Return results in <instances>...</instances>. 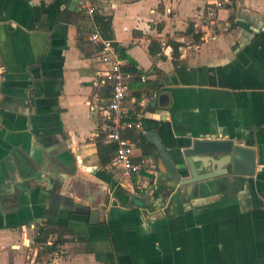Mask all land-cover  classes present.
<instances>
[{"label": "crops", "instance_id": "0c3cea01", "mask_svg": "<svg viewBox=\"0 0 264 264\" xmlns=\"http://www.w3.org/2000/svg\"><path fill=\"white\" fill-rule=\"evenodd\" d=\"M74 1L0 0V264H36L45 224L56 229L50 245L64 240L45 264H264V0H94L127 67L147 78L131 81L127 105L150 129L170 145L219 137L256 150L255 176L229 173L192 195L166 185L154 158L153 173L131 178L114 159L101 166L112 87L91 36L81 40ZM79 171L105 186L97 225L88 203L59 190Z\"/></svg>", "mask_w": 264, "mask_h": 264}, {"label": "water", "instance_id": "95a60500", "mask_svg": "<svg viewBox=\"0 0 264 264\" xmlns=\"http://www.w3.org/2000/svg\"><path fill=\"white\" fill-rule=\"evenodd\" d=\"M78 1L72 3V9ZM146 137L153 146V158L166 185L173 189L184 187L190 195L202 193L229 173L253 177L260 162L254 148L235 144L229 138L193 136L185 144L170 145L157 129L147 130ZM59 181L63 184L59 189L61 195L88 203L92 207L88 210L90 224H99V203L105 186L82 171L64 183Z\"/></svg>", "mask_w": 264, "mask_h": 264}, {"label": "built area", "instance_id": "2783aa9c", "mask_svg": "<svg viewBox=\"0 0 264 264\" xmlns=\"http://www.w3.org/2000/svg\"><path fill=\"white\" fill-rule=\"evenodd\" d=\"M79 3L81 10L85 11L89 17L98 13L94 0H79ZM224 6L225 3L219 1L207 9L201 25L205 34L218 26L217 13ZM90 40L100 48L99 61L106 68L103 76L112 87L111 99L104 111V117L108 122L106 140L108 143L117 145L113 163L126 178L151 174L155 165L153 157L143 156L140 160L135 161V154L139 149L137 144L122 136L123 130H144L143 120H147L149 116L142 111L133 115V109L128 107L127 102L131 93V81L136 77H141L142 81L146 82L147 78L127 67L125 60L114 47L113 41L105 39L98 31L91 35Z\"/></svg>", "mask_w": 264, "mask_h": 264}, {"label": "trees", "instance_id": "16d2710c", "mask_svg": "<svg viewBox=\"0 0 264 264\" xmlns=\"http://www.w3.org/2000/svg\"><path fill=\"white\" fill-rule=\"evenodd\" d=\"M72 15V14H71ZM74 22L79 27V31H81V40L86 43L89 40V37L95 32L98 31L102 37L107 40L114 39V33L112 29V19L101 15L99 12L96 13L93 17H89L85 11H80L78 13L73 14ZM188 32H193L192 27L189 28ZM196 36L201 37L202 34H197ZM114 47L121 55L123 59H125V49L121 47L118 43L113 42ZM173 56L178 58L180 56L179 48L181 44L173 45ZM100 50V48H98ZM103 82H101L102 84ZM102 84L99 93L105 99H108L111 94V89L108 85ZM140 99L137 100V102ZM141 111V107L135 105V109L133 110V115ZM143 127L146 129H150L151 124L147 120H143ZM133 141L138 142L143 150L144 157H152L153 155V146L147 141V137L145 134L141 135H133ZM97 151L99 162L102 167L108 166L113 162V159L116 155L117 145L114 143H108L106 141V135L100 131L96 138ZM56 232V229L50 227V224L42 225L38 228L37 234L34 238V244L38 247V255L36 258V264H45L52 261V255L55 254L61 245L64 244V240L59 237L56 241H54L51 245L49 244V240L52 234Z\"/></svg>", "mask_w": 264, "mask_h": 264}]
</instances>
